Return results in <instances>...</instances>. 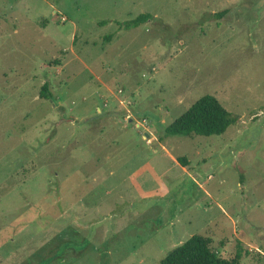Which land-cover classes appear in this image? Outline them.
<instances>
[{"label": "rangeland", "instance_id": "obj_1", "mask_svg": "<svg viewBox=\"0 0 264 264\" xmlns=\"http://www.w3.org/2000/svg\"><path fill=\"white\" fill-rule=\"evenodd\" d=\"M204 96L236 122L166 136ZM195 235L264 264V0H0V264H160Z\"/></svg>", "mask_w": 264, "mask_h": 264}, {"label": "trees", "instance_id": "obj_2", "mask_svg": "<svg viewBox=\"0 0 264 264\" xmlns=\"http://www.w3.org/2000/svg\"><path fill=\"white\" fill-rule=\"evenodd\" d=\"M227 13L222 11L216 14V17L222 19ZM152 18L151 14H142L133 20L118 23V26L121 30H130L146 24ZM106 24L107 21L100 22L101 26ZM111 39L112 36L106 37L107 41ZM40 98L54 102L48 83L41 88ZM235 122L236 119L216 98L204 96L167 126L164 134L171 137L220 136ZM178 162L182 167L188 165V162L182 158ZM242 258V252L237 251L233 259H225L212 248L211 238L195 235L168 253L160 264H241Z\"/></svg>", "mask_w": 264, "mask_h": 264}]
</instances>
